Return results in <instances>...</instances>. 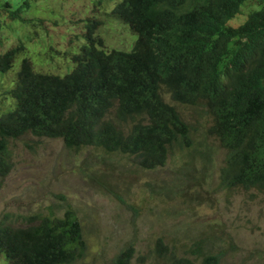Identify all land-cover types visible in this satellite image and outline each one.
<instances>
[{
	"label": "trees",
	"instance_id": "16d2710c",
	"mask_svg": "<svg viewBox=\"0 0 264 264\" xmlns=\"http://www.w3.org/2000/svg\"><path fill=\"white\" fill-rule=\"evenodd\" d=\"M245 1L120 0L110 13L136 33L132 48L104 49L95 36L99 21L86 18L85 43L63 53L72 63L63 75L35 70L22 42L2 51V72L19 53L25 58L2 91L11 103L0 107V175L12 166L10 141L28 133L61 139L68 149L120 153L142 169L163 166L168 146L187 135L175 105L163 100L164 89L172 101L201 105L210 115L209 132L226 149L219 184L264 192V0H251L256 6L233 25ZM28 6V0L2 2L0 27L21 20ZM202 243L195 241L185 256L158 238L155 257L160 264H218L219 255L203 253ZM196 245L199 259L188 256ZM86 247L72 207L61 216L50 211L0 221L5 264H78ZM134 253L129 242L109 264H131Z\"/></svg>",
	"mask_w": 264,
	"mask_h": 264
},
{
	"label": "rangeland",
	"instance_id": "374dc122",
	"mask_svg": "<svg viewBox=\"0 0 264 264\" xmlns=\"http://www.w3.org/2000/svg\"><path fill=\"white\" fill-rule=\"evenodd\" d=\"M9 1L16 5L20 0ZM119 1L28 0L21 20L6 19L0 27V52L22 42L35 70L63 75L72 65L63 53L85 43L86 18L99 21L95 36L104 49L129 51L136 33L109 14ZM255 4L246 0L231 23H241ZM21 56L10 70L0 71L1 110L10 103L2 91L15 78ZM164 97L187 123L188 142L171 145L165 164L151 170L120 153L68 149L61 139L28 133L10 141L12 166L5 177L0 175V221L50 211L61 216L74 208L87 245L78 264H109L129 242L135 247L131 264H160L154 253L158 238L178 255L187 256L200 238L203 253L219 255L218 264H264V192L222 187L219 172L226 150L207 132L210 115L201 105ZM99 171L100 178L93 173ZM194 248L188 256L199 259L198 245ZM0 264H5L2 256Z\"/></svg>",
	"mask_w": 264,
	"mask_h": 264
},
{
	"label": "clouds",
	"instance_id": "9594fccd",
	"mask_svg": "<svg viewBox=\"0 0 264 264\" xmlns=\"http://www.w3.org/2000/svg\"><path fill=\"white\" fill-rule=\"evenodd\" d=\"M111 11V10H110ZM109 14L111 15V13L109 12ZM112 16V15H111ZM114 17V16H113ZM116 18V17H115ZM121 21V20H120ZM122 22V21H121ZM122 23H124V22H122ZM124 24H126V23H124ZM128 27H129V25H128ZM129 29H130V27H129ZM130 31L132 32V30L130 29ZM132 34H133V32H132ZM25 51V50H24ZM0 53H2V52H0ZM25 53V52H24ZM25 55V54H24ZM24 55H22L21 56V59H20V62H21V60H22V58H25L24 57ZM19 57V54L17 55V57L16 58H18ZM15 58V59H16ZM29 60H30V57L28 58ZM15 61V60H14ZM31 61V60H30ZM31 63H32V61H31ZM13 65H14V62H13ZM33 65V64H32ZM13 67V66H12ZM11 67V68H12ZM34 67V66H33ZM10 68V69H11ZM9 69V70H10ZM34 69H35V67H34ZM8 71V70H7ZM15 76H16V73H15ZM14 80H15V78L11 81V83L9 84V86L8 87H10V85L12 84V82H14ZM165 95H167L168 97L170 96L164 89H162L161 90V96H162V98H163V100L165 101V102H167V103H169L166 99H165ZM10 103H11V100H10ZM9 103V104H10ZM176 103V102H175ZM178 104H180V103H178ZM180 117H181V115H180ZM182 119V118H181ZM183 120V119H182ZM184 121V120H183ZM185 122V121H184ZM186 123V122H185ZM187 124V123H186ZM212 125V123L210 124V126ZM210 126L208 127V130H207V132H208V134L209 135H211V136H213V137H215L213 134H211L210 132H209V128H210ZM188 135H189V128H188V125H187V135H186V137L185 138H179L178 140H176V141H174V142H172L169 146H168V149H169V147L171 146V145H173V144H179V145H182L183 143H187L188 142ZM216 138V137H215ZM217 139V138H216ZM218 140V139H217ZM220 143V142H219ZM221 145V144H220ZM225 149V148H224ZM226 150V149H225Z\"/></svg>",
	"mask_w": 264,
	"mask_h": 264
}]
</instances>
